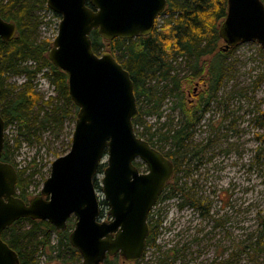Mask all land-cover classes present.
I'll return each mask as SVG.
<instances>
[{
  "label": "water",
  "instance_id": "1",
  "mask_svg": "<svg viewBox=\"0 0 264 264\" xmlns=\"http://www.w3.org/2000/svg\"><path fill=\"white\" fill-rule=\"evenodd\" d=\"M227 2L219 29L225 48L257 41L264 49V2ZM47 6L61 16L48 57L68 74L69 93L79 109L69 151L52 162L39 194L25 200L16 191L17 167L2 159L6 129L0 83V264H21L19 253L2 237L20 218L47 220L56 230H66L74 218L69 241L82 264H102L117 253L138 261L147 247L149 214L175 165L136 132L139 108L130 72L110 51L97 54L91 33L98 30L105 40L147 36L167 0H47ZM17 31V24L0 13V38L11 41ZM104 157L107 218L101 217L102 199L94 183Z\"/></svg>",
  "mask_w": 264,
  "mask_h": 264
},
{
  "label": "rangeland",
  "instance_id": "2",
  "mask_svg": "<svg viewBox=\"0 0 264 264\" xmlns=\"http://www.w3.org/2000/svg\"><path fill=\"white\" fill-rule=\"evenodd\" d=\"M36 13L39 40L47 39L53 44L61 16L49 7ZM107 50L106 46L102 52ZM222 64L223 79L215 91L206 78L207 70L200 79L192 78V84L184 86L187 105L199 106L202 97L207 109L198 112V123L189 141L191 147L201 150L200 160L196 158L187 165L189 176L182 171L178 174L179 185L188 197L182 193L179 198L156 204L152 209L154 218L159 213L162 219L156 245L146 247L137 262L120 259L117 264H264V49L257 41L239 43L225 53ZM177 67L183 77H190L194 71L185 58H178ZM24 80L15 75L8 82L21 84ZM35 83L45 98L55 94L42 75ZM194 91L196 96H192ZM175 100L165 99L159 108L162 118L146 115L137 130L142 132L147 125L159 126L164 121H180L181 113L172 108ZM75 122L67 119L63 127L42 132L40 139L35 138L31 144L23 143L16 160L27 167L26 176L32 174L28 199L39 194L52 162L65 154ZM6 134L14 136L15 126H10ZM102 177L103 173L96 176L100 199ZM191 198L199 199L209 214L203 215L190 205ZM101 210L103 218H107L108 207L101 204ZM218 221L221 224L217 225ZM52 242H57L55 235ZM35 256V264H82V257L78 260L69 252L58 256L56 250L48 255L40 249Z\"/></svg>",
  "mask_w": 264,
  "mask_h": 264
},
{
  "label": "trees",
  "instance_id": "3",
  "mask_svg": "<svg viewBox=\"0 0 264 264\" xmlns=\"http://www.w3.org/2000/svg\"><path fill=\"white\" fill-rule=\"evenodd\" d=\"M42 8L48 9L47 0H0L2 17L18 26L17 34L11 41L0 38L1 112L5 129L15 126L14 136L10 138L8 134L5 135L2 159L17 167L19 179L16 191L25 200H29L28 189L32 182L29 179L32 174L26 176L27 167L20 166L16 160L23 143L31 144L35 138L40 139L42 132L56 126L63 127L67 119L76 120L79 109L69 93L68 74L55 66L48 57L52 41H40L38 38L40 21L36 12ZM227 8V0H167L165 10L156 19L154 30L147 36L105 40L98 30L91 33L94 51L101 54L104 47H109V51L130 72L139 108V114L134 120L136 132L176 165L174 176L156 204L181 197L185 188L179 185V171H183L184 176H189L190 168L187 165L196 158L200 160L201 150L191 147L189 141L198 123V112H205L207 109L202 97L199 106L189 107L184 86L191 85L192 78L200 79L207 70L206 78L211 90L215 91L220 87L223 79L222 60L225 53L233 48H225L219 35ZM179 57L185 58L194 69L190 77H183L178 71ZM207 57H211L209 62ZM15 75L23 76L24 82L9 83L8 79ZM39 75L48 79L55 94L45 98L38 91L35 79ZM170 97L176 98L172 108L179 110L182 119L176 123L173 120L167 123L164 121L159 126L147 125L144 131L139 132L137 126L143 125L144 116L157 114L158 120L162 118L159 108ZM166 126L168 127L164 130ZM71 142L72 138L69 139L66 151L71 147ZM136 164L143 171L147 170L144 163L138 161ZM105 166L106 163H102L98 173H103ZM41 174L44 176V173ZM94 183L96 188L100 187L96 178ZM183 195L188 197L187 193ZM101 204L107 206L103 199ZM190 205L200 209L203 215L209 214L199 199L191 198ZM154 215L152 210L149 214L150 234L147 247L156 245L162 223L159 213L157 218ZM23 222L28 227L20 226ZM74 223V219L70 218L68 228L57 231L47 220L20 218L3 231L2 237L19 253L21 264H35V255L40 249L48 255L56 250L58 256L69 252L80 260L78 249L69 242ZM219 224L221 223L218 221L217 225ZM53 235L57 238L56 244L52 242ZM116 260L120 258L108 256L102 264H117Z\"/></svg>",
  "mask_w": 264,
  "mask_h": 264
},
{
  "label": "flooded vegetation",
  "instance_id": "4",
  "mask_svg": "<svg viewBox=\"0 0 264 264\" xmlns=\"http://www.w3.org/2000/svg\"><path fill=\"white\" fill-rule=\"evenodd\" d=\"M196 94L197 93H195V91L192 93V96H196ZM175 165V164H174ZM175 171H176V165H175ZM175 171H174V174H175ZM181 171H179V173H180ZM183 172V171H182ZM178 173V174H179ZM174 176V175H173ZM179 176V175H178ZM74 219V218H73ZM75 221V220H74ZM73 229V228H72ZM58 231V230H57ZM70 242V241H69ZM71 244V243H70ZM73 247V246H72ZM77 249V248H76ZM79 251V250H78ZM80 253V252H79ZM145 253V252H144ZM144 255V254H143ZM80 257H82L81 256V254H80ZM110 257H119L120 259H122L123 261H126V262H130V261H127V260H125L119 253H117V254H115V255H113V256H110ZM134 262H137V261H134ZM134 262H132V263H134Z\"/></svg>",
  "mask_w": 264,
  "mask_h": 264
}]
</instances>
